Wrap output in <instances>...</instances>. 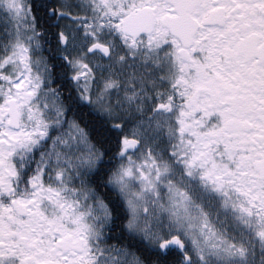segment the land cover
Here are the masks:
<instances>
[{
	"label": "snow or ice",
	"instance_id": "6c2138e0",
	"mask_svg": "<svg viewBox=\"0 0 264 264\" xmlns=\"http://www.w3.org/2000/svg\"><path fill=\"white\" fill-rule=\"evenodd\" d=\"M0 264H264V0H0Z\"/></svg>",
	"mask_w": 264,
	"mask_h": 264
}]
</instances>
